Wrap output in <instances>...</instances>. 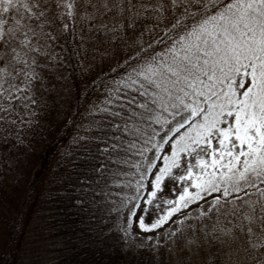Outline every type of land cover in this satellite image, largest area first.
I'll return each instance as SVG.
<instances>
[{"label":"snow or ice","instance_id":"snow-or-ice-1","mask_svg":"<svg viewBox=\"0 0 264 264\" xmlns=\"http://www.w3.org/2000/svg\"><path fill=\"white\" fill-rule=\"evenodd\" d=\"M69 37L78 55L104 43L121 46L125 57L119 78L89 110L100 120L76 140L94 141L105 158L92 168L94 194L118 212L126 208L144 233L203 200L217 225L221 214L236 217L247 227H233L264 242V0H0L5 124L16 125L8 118L15 113L31 127L19 109L35 115L37 91H47L48 76L63 65L56 48ZM11 134L23 143L20 130ZM113 187L126 192L118 205L108 199ZM165 187L174 198L160 214L154 201ZM124 223L126 243L132 221Z\"/></svg>","mask_w":264,"mask_h":264},{"label":"trees","instance_id":"trees-1","mask_svg":"<svg viewBox=\"0 0 264 264\" xmlns=\"http://www.w3.org/2000/svg\"><path fill=\"white\" fill-rule=\"evenodd\" d=\"M61 44L56 52L63 65L48 76V90L37 91V103L31 106L35 115L19 109L25 121L31 119V127L21 126L15 113L8 118L16 125L0 120V137L8 139H0V264H196L194 256L181 249L176 260L170 247L156 253L127 248L120 230L124 209L105 205L93 191L98 174L92 168L105 158L97 155L94 141L76 143L93 119L100 120L89 110L119 78L117 62L125 57L117 53L115 64L94 74L88 68L92 43L79 55V43L71 37ZM18 130L23 143L11 134ZM95 134L93 129L88 135ZM112 193L108 199L117 205L126 195L117 187ZM215 214L212 209L183 223L175 239L183 240L194 230L202 235L203 226L209 230L214 224ZM255 264H264V259Z\"/></svg>","mask_w":264,"mask_h":264},{"label":"rangeland","instance_id":"rangeland-1","mask_svg":"<svg viewBox=\"0 0 264 264\" xmlns=\"http://www.w3.org/2000/svg\"><path fill=\"white\" fill-rule=\"evenodd\" d=\"M182 11V8H178L176 15L179 16ZM171 20L172 17L169 16V20L165 21V23H170ZM95 48H99V51H93ZM120 48L121 46L117 45L110 48L104 43H100L99 45L92 43L89 51L91 57H93V59L89 60L90 66L88 68L90 71H93L94 74H98V72H101L102 70L104 71L105 68L108 69L110 67L109 65L113 64L114 59L117 58V53L124 55ZM104 51H108L109 55L107 57H101L100 53ZM111 85L112 83L110 84V87ZM106 95L107 90L105 89L103 91V99ZM103 99L100 98L98 103ZM167 184L168 180H165V185ZM141 195L146 194L142 192ZM173 198L174 196L169 194L167 187H165L163 191L157 193V198L154 203H159L161 205L160 214H163L164 209L169 207V205L163 203V201ZM206 199L211 202L212 197H206ZM211 210L212 209L209 208V203H205L203 200L198 201L190 204L187 208L182 209L181 212L174 214L173 217L160 228L150 233H144L139 229L138 224L135 222V218L131 217L128 210L125 208L122 214L120 230L127 227L126 223H124L125 220H131V234L126 238V246L128 249H146L156 253L159 248L163 246H165L164 248L170 247L172 254L176 256L174 257L176 260L180 258L177 255L179 249L190 252V254L194 256L196 264H205V262H208L211 259L218 261V264H255L264 259V246H261L264 242H261L257 235H253L250 242L249 235L246 231L242 232L239 227H233L234 225L243 224L246 228L247 222L241 221L232 216L225 217L221 214L220 224L217 225V218H215L214 224L211 225L212 227L209 230H206L204 226L202 227V235L194 230L195 233L185 234L183 240L180 239V236L178 239H175L177 234L180 233L182 225L179 223L180 221L186 223L196 220L209 214ZM145 220L148 222L147 216L145 217ZM229 220L232 221L231 224H229ZM214 225H216L215 229ZM223 226L232 228L233 233L224 236L220 232V227ZM252 229L253 233H259L260 231L258 224H253ZM214 237L216 238L214 239ZM189 241H192V243H189ZM252 244H256L257 246L253 247ZM186 247H188V250Z\"/></svg>","mask_w":264,"mask_h":264}]
</instances>
